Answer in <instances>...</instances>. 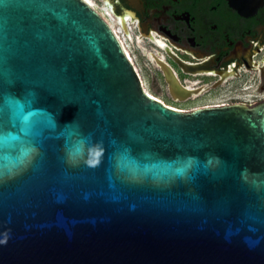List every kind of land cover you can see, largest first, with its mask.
<instances>
[{
  "label": "water",
  "instance_id": "water-1",
  "mask_svg": "<svg viewBox=\"0 0 264 264\" xmlns=\"http://www.w3.org/2000/svg\"><path fill=\"white\" fill-rule=\"evenodd\" d=\"M0 264H264V101L175 109L87 0H0Z\"/></svg>",
  "mask_w": 264,
  "mask_h": 264
},
{
  "label": "flooded vegetation",
  "instance_id": "flooded-vegetation-1",
  "mask_svg": "<svg viewBox=\"0 0 264 264\" xmlns=\"http://www.w3.org/2000/svg\"><path fill=\"white\" fill-rule=\"evenodd\" d=\"M87 1L118 30L130 59L125 39L157 48L150 52L155 75L172 101L187 104L221 90L223 98L201 106L264 101V0L248 15L228 0Z\"/></svg>",
  "mask_w": 264,
  "mask_h": 264
},
{
  "label": "rangeland",
  "instance_id": "rangeland-1",
  "mask_svg": "<svg viewBox=\"0 0 264 264\" xmlns=\"http://www.w3.org/2000/svg\"><path fill=\"white\" fill-rule=\"evenodd\" d=\"M94 1L99 3L98 0ZM112 25L117 27L115 22ZM125 45L145 89L149 92V94L162 100L165 104L177 109L181 108L184 110H189L206 104L210 101H218V99H221L225 96L224 90H221L220 94L217 96H206L198 101L187 104L172 101L161 80L155 75L156 68L152 58L150 57V52L156 53L158 51L157 48L154 47L151 42L144 41L142 39L136 41L133 39H125Z\"/></svg>",
  "mask_w": 264,
  "mask_h": 264
},
{
  "label": "clouds",
  "instance_id": "clouds-1",
  "mask_svg": "<svg viewBox=\"0 0 264 264\" xmlns=\"http://www.w3.org/2000/svg\"><path fill=\"white\" fill-rule=\"evenodd\" d=\"M103 154V150L102 149H96L93 155L92 159H89L88 161H86V163L88 164L89 167H96L99 165L100 163V159L99 157Z\"/></svg>",
  "mask_w": 264,
  "mask_h": 264
},
{
  "label": "bare ground",
  "instance_id": "bare-ground-1",
  "mask_svg": "<svg viewBox=\"0 0 264 264\" xmlns=\"http://www.w3.org/2000/svg\"><path fill=\"white\" fill-rule=\"evenodd\" d=\"M151 95V94H150ZM151 96H153V95H151ZM154 97V96H153ZM155 98H157V97H155ZM158 99V98H157ZM162 101V100H161ZM163 102V101H162ZM164 103V102H163ZM167 105V104H166ZM169 106V105H168ZM171 107V106H170ZM174 108V107H173ZM176 109V108H175Z\"/></svg>",
  "mask_w": 264,
  "mask_h": 264
},
{
  "label": "built area",
  "instance_id": "built-area-1",
  "mask_svg": "<svg viewBox=\"0 0 264 264\" xmlns=\"http://www.w3.org/2000/svg\"><path fill=\"white\" fill-rule=\"evenodd\" d=\"M107 16H109L108 14H107ZM110 17V16H109ZM116 33H118V30H117V32Z\"/></svg>",
  "mask_w": 264,
  "mask_h": 264
}]
</instances>
